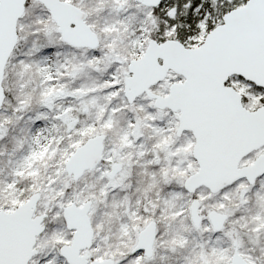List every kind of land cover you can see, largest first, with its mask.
Here are the masks:
<instances>
[{"label":"snow or ice","instance_id":"snow-or-ice-1","mask_svg":"<svg viewBox=\"0 0 264 264\" xmlns=\"http://www.w3.org/2000/svg\"><path fill=\"white\" fill-rule=\"evenodd\" d=\"M0 264H264V0H0Z\"/></svg>","mask_w":264,"mask_h":264}]
</instances>
